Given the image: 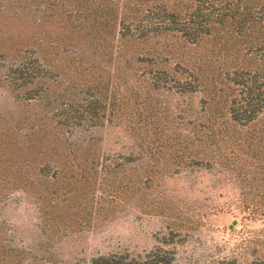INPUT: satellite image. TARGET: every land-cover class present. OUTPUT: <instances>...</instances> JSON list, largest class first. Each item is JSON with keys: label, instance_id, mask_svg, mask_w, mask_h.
Here are the masks:
<instances>
[{"label": "rangeland", "instance_id": "obj_1", "mask_svg": "<svg viewBox=\"0 0 264 264\" xmlns=\"http://www.w3.org/2000/svg\"><path fill=\"white\" fill-rule=\"evenodd\" d=\"M133 4L0 0V61L33 55L49 76L35 102L15 99L0 80V264H74L96 253L140 252L169 231L179 264L264 258V214L247 213L264 210L263 162L224 136L203 140L207 124L255 135L264 118L249 127L228 120L217 61L193 93L149 86L141 75L148 65L135 55L170 69L195 61L196 49L168 35L156 51L144 42L122 55L123 11ZM148 53L156 54L150 60ZM89 101L95 115L63 117ZM31 132L39 139L28 140ZM254 143L264 158V141ZM45 161L65 176L87 169L90 186H45L37 175ZM51 213H59L46 220L58 224L54 232L42 225Z\"/></svg>", "mask_w": 264, "mask_h": 264}, {"label": "trees", "instance_id": "obj_2", "mask_svg": "<svg viewBox=\"0 0 264 264\" xmlns=\"http://www.w3.org/2000/svg\"><path fill=\"white\" fill-rule=\"evenodd\" d=\"M133 5L134 8L123 11L125 21L118 36V40L124 45L122 55H131L130 49L144 42L147 48L156 51L160 47V42L164 44L168 35L181 38L187 45L196 49V62L185 64L175 62L170 69L155 65L154 61L147 62L145 58L147 55L143 58L135 55L133 60L148 65L141 75L149 86L154 84L157 87L158 83H161L179 92L193 93L200 89L205 77L204 71L217 61L221 65L219 67L224 66L222 78L226 85L225 88L218 87L217 90L220 94L227 95L225 111L228 120L239 127H249L258 119L264 118V0H134ZM156 53H148V58L152 60L153 54ZM128 58L125 59L126 62H129ZM129 67L131 65L126 66ZM127 70L122 69L126 83L129 81L127 75H130ZM47 74V66L33 55H27L18 61L6 63L0 61V80L14 90V98L18 100L37 101L46 91L43 80L49 77ZM31 84L33 86L29 87ZM211 88L215 90L214 86ZM91 102H86L78 115L65 114L63 117L74 118L76 122L90 118V115L96 114L94 110L89 109ZM55 121V125L62 123L60 120ZM39 129L41 133L44 132L43 128ZM229 131L231 132H227L225 127L207 124L203 140H221L224 136L239 144V147L245 146L247 150L249 149L246 150L247 153L257 157L263 162L260 166L264 167V158L254 146L255 141H264V128L255 135H242L237 129L233 133L232 129ZM32 133L34 132L29 133L28 140H38L39 138L34 137ZM87 149L88 147H85L83 151L84 158L88 156ZM46 162L37 167V175L40 181L45 182V186L48 184L54 186L64 180L65 186L67 183L70 185L71 180L80 182L82 189L90 186L87 169L83 168L75 177L72 171L65 176L61 166L54 164L48 169L49 162L47 164ZM202 164L211 166L207 161ZM37 183L40 182L37 180ZM69 188L65 192H68ZM68 198H71V194L67 196ZM59 213H51L45 221L42 220V225H46L52 232L57 231L58 224L46 220L54 221ZM247 213L264 214V210L253 208ZM77 214L83 216L84 212L77 211ZM51 224H54V227ZM172 236L173 233L170 231L162 234L157 238L156 244L140 252L124 249L96 253L74 264H179L175 257V249L168 246L174 241ZM219 264H264V258L255 257L239 262L236 258L230 257L220 260Z\"/></svg>", "mask_w": 264, "mask_h": 264}, {"label": "water", "instance_id": "obj_3", "mask_svg": "<svg viewBox=\"0 0 264 264\" xmlns=\"http://www.w3.org/2000/svg\"><path fill=\"white\" fill-rule=\"evenodd\" d=\"M234 219H232L229 223H228V227H231V225L234 223Z\"/></svg>", "mask_w": 264, "mask_h": 264}]
</instances>
